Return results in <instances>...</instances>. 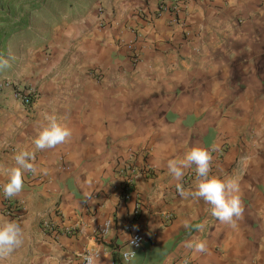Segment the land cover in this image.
<instances>
[{
  "label": "crops",
  "instance_id": "0c3cea01",
  "mask_svg": "<svg viewBox=\"0 0 264 264\" xmlns=\"http://www.w3.org/2000/svg\"><path fill=\"white\" fill-rule=\"evenodd\" d=\"M61 1L43 0L3 55L8 66L0 79L31 87L36 98L26 109L10 91L0 92V183L21 149L34 151L37 172L25 173L14 197L25 209L16 219L25 243L0 253V264H45L52 256L75 264L92 249L106 264H264V0H192L189 41L157 13L158 0ZM92 69L103 72L102 81L90 76ZM50 115L64 120L72 136L36 150L33 140ZM224 144L228 151L211 175L241 177L244 212L235 229L188 194L195 181L185 196L177 193L179 181L167 168L192 147ZM144 151L156 171L136 184L143 209L127 231L135 199L120 197L115 171L121 159L134 152L140 161ZM55 209L57 223L78 226L77 236L42 230ZM0 218H8L1 201ZM107 219L112 231L100 242L94 231ZM134 231L145 243L124 263L120 251ZM194 238L208 251L194 255L186 247Z\"/></svg>",
  "mask_w": 264,
  "mask_h": 264
},
{
  "label": "clouds",
  "instance_id": "9594fccd",
  "mask_svg": "<svg viewBox=\"0 0 264 264\" xmlns=\"http://www.w3.org/2000/svg\"><path fill=\"white\" fill-rule=\"evenodd\" d=\"M7 60H0V67H7ZM46 125L40 129L33 140L36 150L52 149L57 145L66 143L72 136V129L68 124L55 115L46 117ZM218 145H213L211 149L206 147H192L187 150L182 158L170 159L167 163L168 172L177 181H182L185 170L195 166L196 180L195 191L188 194L194 198L202 199L211 206V215L225 223L237 228V221L242 218L244 207L241 199V177L238 175L225 176L220 178L211 175L212 153L217 151ZM15 166L7 169V182L0 185V191L7 199L14 198L23 191L25 183V173L37 172L34 163V151L21 149L14 157ZM248 158H242L241 166L247 167ZM47 174V169L43 170ZM181 196L186 193L182 184H177ZM186 228L191 227L188 220L184 221ZM196 228L203 231L204 224L196 225ZM24 227L16 220L0 218V253H11L20 248L25 243ZM186 247L191 249L193 254L208 251L207 243L199 238H194L186 243ZM60 256L49 257L45 264H57ZM127 259V257H126ZM85 264H99V253L89 252L83 257Z\"/></svg>",
  "mask_w": 264,
  "mask_h": 264
},
{
  "label": "built area",
  "instance_id": "2783aa9c",
  "mask_svg": "<svg viewBox=\"0 0 264 264\" xmlns=\"http://www.w3.org/2000/svg\"><path fill=\"white\" fill-rule=\"evenodd\" d=\"M191 1L192 0H158L157 13L159 15L161 14L167 17L168 26L181 30L183 33V39L185 41H189L192 37L187 23V18L185 17L187 7ZM100 12H102V9L100 10ZM136 41H138V39ZM136 44L137 42L131 44V50H133V62L135 64L139 62L140 58L139 50H137V48L135 49ZM89 74L97 81L103 80V72L101 70L92 69ZM0 91H10L13 99L26 109L32 107L36 98V93L31 87L8 78L0 79ZM227 151L228 146L227 144H224L221 149H218L217 151L212 153L213 159L211 161V173L212 169L214 168V164L216 163V159L222 157ZM144 152L145 154L141 157L140 161L138 160L137 154L134 152H132L129 157L121 159L120 164L115 171L116 177L119 180V182H117L118 186H115V190L119 192L120 197L124 201L130 202L135 199L133 221L128 226L127 231L133 230V226L139 220L143 209L142 199L135 196L134 194L136 184L138 183L140 178L151 176L156 171L155 165H153L149 159V151ZM195 180L196 173L195 166L193 165L186 172L182 181H179V184H182L183 190L185 191ZM3 184L4 183H0V185ZM174 190L180 194L177 185L174 187ZM0 201L2 213L6 217L16 220L24 214L25 209L23 204L14 198H5L2 191H0ZM52 214H54L53 217L51 215H48L41 221V228L44 232L51 234L57 238L61 235L75 237L80 233L78 226L62 227L59 223H57V217L59 218L61 216V211L59 209H55ZM168 220H171V217H169ZM112 227L113 221L111 219L103 221L95 228V238L100 242L106 240L111 234ZM144 243L145 237L140 231L132 232L131 238L129 239L126 247H124L120 251L121 260L124 263H128L133 260L137 253L142 249ZM89 252H98L99 264H106L103 260L102 253L97 249L84 251L80 255L79 261L75 264H85L83 257Z\"/></svg>",
  "mask_w": 264,
  "mask_h": 264
},
{
  "label": "trees",
  "instance_id": "16d2710c",
  "mask_svg": "<svg viewBox=\"0 0 264 264\" xmlns=\"http://www.w3.org/2000/svg\"><path fill=\"white\" fill-rule=\"evenodd\" d=\"M19 1L30 0H0V60L6 53L11 37L21 32L28 23L27 19H17L15 15L11 14L12 5ZM36 3L34 1L33 6Z\"/></svg>",
  "mask_w": 264,
  "mask_h": 264
},
{
  "label": "rangeland",
  "instance_id": "374dc122",
  "mask_svg": "<svg viewBox=\"0 0 264 264\" xmlns=\"http://www.w3.org/2000/svg\"><path fill=\"white\" fill-rule=\"evenodd\" d=\"M17 1V0H15ZM43 0H41L40 2L36 3L35 6H33V0L30 1H19L17 3H14L12 5V10H11V14L15 15L17 19H27L28 22L30 21V19L34 18L35 13L33 10L34 8L39 9L41 7V3ZM61 4H66V1L63 0L60 2ZM45 6V5H44ZM50 6V4L48 6H45L46 9H48ZM44 8V7H43ZM34 14V15H33ZM1 26V25H0ZM4 57V56H3ZM2 60H4V58H2ZM4 69L3 67H0V77L2 75V73H4ZM1 92V91H0Z\"/></svg>",
  "mask_w": 264,
  "mask_h": 264
}]
</instances>
